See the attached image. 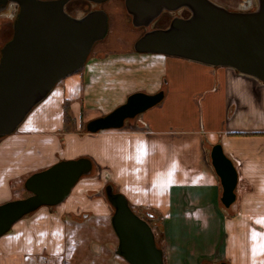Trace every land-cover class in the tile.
<instances>
[{"label":"crops","instance_id":"0c3cea01","mask_svg":"<svg viewBox=\"0 0 264 264\" xmlns=\"http://www.w3.org/2000/svg\"><path fill=\"white\" fill-rule=\"evenodd\" d=\"M159 91L162 100L123 127L87 130L132 93ZM216 144L238 172L230 206L211 162ZM80 157L92 160V171L63 202L39 207L0 237V264L63 257L74 215L110 219L107 184L140 216L161 219L167 264H264V82L231 67L134 48L92 51L0 138V204L28 196L31 174Z\"/></svg>","mask_w":264,"mask_h":264},{"label":"water","instance_id":"95a60500","mask_svg":"<svg viewBox=\"0 0 264 264\" xmlns=\"http://www.w3.org/2000/svg\"><path fill=\"white\" fill-rule=\"evenodd\" d=\"M69 1L0 0V12L11 4L19 8L12 37L0 50V138L14 132L59 81L79 71L95 43L106 37L109 17L104 9L75 17L65 10ZM124 6L132 25L146 28L135 41L136 52L227 66L264 82V0H258L252 11L230 10L213 0H124ZM181 9L190 14L174 15L165 27H151L162 14ZM163 96V91L132 93L110 113L89 121L86 128L92 133L121 128ZM211 162L223 186L222 202L230 206L236 200L238 172L220 144L213 146ZM92 167L90 158L80 157L31 174L24 183L28 196L0 204V237L39 207L63 202ZM104 192L113 207L110 223L118 240L115 253L128 264H165L150 223L111 184Z\"/></svg>","mask_w":264,"mask_h":264},{"label":"rangeland","instance_id":"374dc122","mask_svg":"<svg viewBox=\"0 0 264 264\" xmlns=\"http://www.w3.org/2000/svg\"><path fill=\"white\" fill-rule=\"evenodd\" d=\"M213 1L230 10L252 11L258 7V0ZM15 7L17 6L13 5L9 13H0V50L12 37V23L17 12ZM68 7L73 10L72 13L75 17H81L89 11L99 8L107 12L109 17L108 33L104 39L95 43L92 50L93 54L100 49L130 50L134 48L135 41L146 30L145 27H134L131 24V17L124 7V0H108L100 4L88 0H74L69 3ZM189 14L186 9L164 13L151 27H165L174 15L187 17ZM93 172L95 173V170ZM27 194L24 192V196ZM135 212L139 214L137 211ZM76 216L71 218L65 255L63 257H49L44 254L36 262H31L32 264H128L115 253L118 240L113 232L109 217H98L92 214L84 216L83 213ZM155 234L160 237L159 229H156Z\"/></svg>","mask_w":264,"mask_h":264},{"label":"trees","instance_id":"16d2710c","mask_svg":"<svg viewBox=\"0 0 264 264\" xmlns=\"http://www.w3.org/2000/svg\"><path fill=\"white\" fill-rule=\"evenodd\" d=\"M72 124H73V118L69 113V109H67V107H66L65 108V115H64V130L68 131L72 127ZM142 217L145 218L150 223V225L152 226V228L154 230V233H155L156 229H159L160 237L156 236V234H155L156 242H157V245L163 250L164 261H165V264H167L166 252H165V243H164V232L160 228L161 219L157 218L156 216H154L152 213H149V212L145 213V215H143Z\"/></svg>","mask_w":264,"mask_h":264},{"label":"flooded vegetation","instance_id":"af4514ba","mask_svg":"<svg viewBox=\"0 0 264 264\" xmlns=\"http://www.w3.org/2000/svg\"><path fill=\"white\" fill-rule=\"evenodd\" d=\"M72 1H74V0H71V1H69L66 5H65V10L69 13V14H71V15H73V13H72V9H70L68 6H69V3L70 2H72ZM13 5L14 4H11V5H9V6H7L5 9H3L0 13H9V12H11V10H12V8H13ZM15 6V5H14ZM16 8V11H18V6L17 7H15ZM73 8V7H72ZM17 13V12H16Z\"/></svg>","mask_w":264,"mask_h":264}]
</instances>
